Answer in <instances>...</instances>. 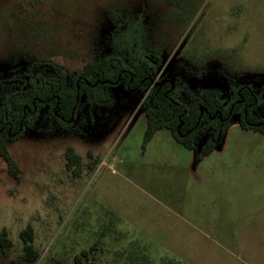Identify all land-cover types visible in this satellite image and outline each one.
Here are the masks:
<instances>
[{"label": "rangeland", "instance_id": "1", "mask_svg": "<svg viewBox=\"0 0 264 264\" xmlns=\"http://www.w3.org/2000/svg\"><path fill=\"white\" fill-rule=\"evenodd\" d=\"M137 19L163 48L156 75L183 83L178 102L263 91L264 0H0V103L35 62L69 79L125 59L117 45ZM110 92L114 103L92 110L81 98L69 126L40 107L8 142L19 174L0 156V231L12 241L0 264H264V133L242 129L235 112L202 157L211 135L188 149L160 129L143 147L139 92ZM67 147L82 158L79 176L65 167ZM27 225L35 263L18 262Z\"/></svg>", "mask_w": 264, "mask_h": 264}, {"label": "trees", "instance_id": "2", "mask_svg": "<svg viewBox=\"0 0 264 264\" xmlns=\"http://www.w3.org/2000/svg\"><path fill=\"white\" fill-rule=\"evenodd\" d=\"M120 41L117 46L126 52L125 59L119 55L106 56L84 65L69 79L63 68L39 62L13 76L23 82V87L7 95L0 103V156L13 177H18L19 168L8 150V142L22 137L24 124L38 113L40 107L47 106L50 115L69 126L81 98L89 110L111 106L114 97L110 89L118 84L140 94V106L146 118L143 147L160 129L169 130L172 137L188 149L195 147L199 135H211L202 147L199 155L202 157L212 152L214 140L228 129L235 112L240 113L242 129L264 133V114L258 116L253 113L259 104L264 111V89L257 96L250 86H243L232 97L205 91L198 99L184 105L174 98L175 90L183 84L181 79L157 78L156 70L163 48L150 41L141 19L129 24ZM81 160L71 147L66 148L65 167L75 176L82 172ZM19 237L23 247L18 262L35 263L39 252L34 246L32 226L22 229ZM11 246L8 232L1 230L0 249L6 251ZM85 253L82 251V255ZM79 260L80 257L76 256V261Z\"/></svg>", "mask_w": 264, "mask_h": 264}, {"label": "flooded vegetation", "instance_id": "3", "mask_svg": "<svg viewBox=\"0 0 264 264\" xmlns=\"http://www.w3.org/2000/svg\"><path fill=\"white\" fill-rule=\"evenodd\" d=\"M164 76H165V75H164ZM159 77H163V76H159ZM159 77L157 76V78H159ZM154 83H156V82H153V84H154ZM55 114H56V113H55Z\"/></svg>", "mask_w": 264, "mask_h": 264}, {"label": "water", "instance_id": "4", "mask_svg": "<svg viewBox=\"0 0 264 264\" xmlns=\"http://www.w3.org/2000/svg\"><path fill=\"white\" fill-rule=\"evenodd\" d=\"M162 82H159V83H154V84H161Z\"/></svg>", "mask_w": 264, "mask_h": 264}]
</instances>
